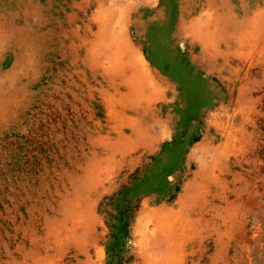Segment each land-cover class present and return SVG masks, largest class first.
Wrapping results in <instances>:
<instances>
[{
    "label": "rangeland",
    "instance_id": "obj_1",
    "mask_svg": "<svg viewBox=\"0 0 264 264\" xmlns=\"http://www.w3.org/2000/svg\"><path fill=\"white\" fill-rule=\"evenodd\" d=\"M0 264H264V0H0Z\"/></svg>",
    "mask_w": 264,
    "mask_h": 264
}]
</instances>
